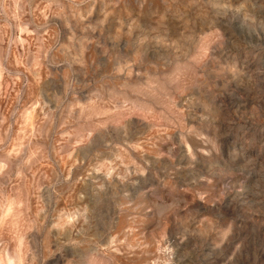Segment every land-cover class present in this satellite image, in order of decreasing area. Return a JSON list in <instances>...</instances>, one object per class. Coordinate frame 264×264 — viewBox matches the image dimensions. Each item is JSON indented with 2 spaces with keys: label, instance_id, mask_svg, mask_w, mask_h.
<instances>
[{
  "label": "rangeland",
  "instance_id": "1",
  "mask_svg": "<svg viewBox=\"0 0 264 264\" xmlns=\"http://www.w3.org/2000/svg\"><path fill=\"white\" fill-rule=\"evenodd\" d=\"M0 264H264V0H0Z\"/></svg>",
  "mask_w": 264,
  "mask_h": 264
}]
</instances>
